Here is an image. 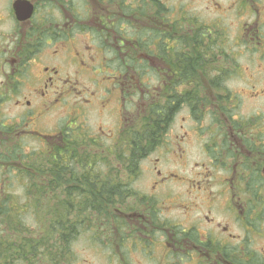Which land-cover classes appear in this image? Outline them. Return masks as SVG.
Instances as JSON below:
<instances>
[{"label": "flooded vegetation", "instance_id": "obj_1", "mask_svg": "<svg viewBox=\"0 0 264 264\" xmlns=\"http://www.w3.org/2000/svg\"><path fill=\"white\" fill-rule=\"evenodd\" d=\"M5 1L13 24L7 27L0 17L12 36L0 38V204L6 198L46 196L59 205L62 197L70 199L74 212L77 196L119 197L120 191L90 190L94 181L107 188L108 179L116 178L114 185L131 190L109 208L113 219L106 229H90L107 252L102 260L264 264V122L257 113L238 117L236 94L220 91L239 81L264 95V0H178L175 8L163 0ZM17 2L32 9L29 18L17 19ZM80 37L90 40L84 52L75 47ZM81 75L95 86L109 85L104 95L79 89ZM150 75L157 76V86L143 81ZM173 80H181L182 89L205 84L208 94L195 95L202 107L196 127L191 126L189 95H180L187 98L182 107L190 122L178 144L182 182H197L196 188L174 192L172 174H163L158 157L147 183L122 168L109 175L106 158L83 165L75 157L85 154L82 143L92 147L109 141L102 127L100 136L89 133L91 112L115 122L110 127L118 132V144L120 133L138 128L141 115L163 100L161 89ZM171 124L153 154L166 145ZM195 143L203 160L189 164L185 147ZM93 162L100 175L90 173ZM19 210L22 219L28 207L16 203L11 214ZM23 225L9 229L0 222V255L23 257L27 264L29 231Z\"/></svg>", "mask_w": 264, "mask_h": 264}, {"label": "trees", "instance_id": "obj_2", "mask_svg": "<svg viewBox=\"0 0 264 264\" xmlns=\"http://www.w3.org/2000/svg\"><path fill=\"white\" fill-rule=\"evenodd\" d=\"M157 37H159V34H157ZM180 50L177 51L181 52ZM163 56H165V51H162ZM188 79L189 83H191L190 76H188ZM187 85L189 88L185 93H182L181 89L184 83L181 80L180 82H175V80L171 83L166 82L161 89L163 100L153 103V105H150L146 109V113L141 115L138 128H134L126 134L124 132L120 133L117 139V145L112 144L97 150L103 156L94 153H85L83 155L78 153L75 154V157L82 159L84 161L83 165L85 162V165L89 164L87 163L88 160L106 158L108 161L109 175L114 174L116 176L120 174L122 168L125 174L139 176L142 161L157 149L163 141L164 135L173 118L183 109L182 106L186 103L187 98H182L180 95H189L187 100L189 112L194 119H201V102L197 100L195 95L203 94L202 91L205 90L206 86L201 83ZM213 85V83H208V86L212 87ZM149 87L151 88L152 86L148 85L147 88L150 89ZM85 145L82 143V146ZM93 147L97 149L98 145L93 144ZM92 166L94 169L91 170V174L100 175L102 173L101 169L95 168L97 167V162H93ZM114 181L116 183L117 179L109 178L107 188L94 181L90 190L93 193L96 191H105L106 189L120 191L119 197L116 194L112 195L107 193L99 194L98 196H77L74 212L70 209L69 198H58L59 205H57L56 198L54 197H40L37 199L29 197L28 199L30 201L33 200L31 202L34 213L38 215L41 213L39 220L42 222L41 225H43V228H36L37 230H35L36 233L34 235L31 229H28L29 256L27 257V264H59L65 257H71L70 250L72 246L70 244L76 241L79 236L81 237L82 233L89 231L91 234L90 229L92 228L100 230L106 229L113 219V213L109 208L117 202V199L123 198L122 194H125L123 192L131 190L127 186L117 187L118 185L113 184ZM11 199L6 198L0 204V222L7 224L9 229L16 228L19 230L23 225L24 217L19 219V215L22 216L20 210L17 214H11V210L16 207L15 201ZM8 200L14 202L11 207V201L9 202ZM38 232H41L42 235ZM86 239H89L93 245H99V240L93 239L92 236L90 238L87 236ZM57 244H59L58 251ZM57 253L61 256L56 257L55 255ZM0 256V264H23L24 262L23 257ZM16 261L19 262L16 263Z\"/></svg>", "mask_w": 264, "mask_h": 264}, {"label": "rangeland", "instance_id": "obj_3", "mask_svg": "<svg viewBox=\"0 0 264 264\" xmlns=\"http://www.w3.org/2000/svg\"><path fill=\"white\" fill-rule=\"evenodd\" d=\"M169 7L175 8L179 5L178 0H163ZM226 1V0H222ZM7 3L5 0H0V17L4 19V23L9 27L11 24H13V21L9 20V16L5 13ZM5 14V15H4ZM8 35L7 38L9 40L11 39V32L6 30L5 27L0 25V38H6L4 35ZM90 46V40L88 38H78L77 42L75 43V47L80 49V51L84 52L86 49L88 50V47ZM90 54H94L90 50ZM88 56V54L85 55V57ZM61 73H63V68L61 67ZM157 76L150 75L148 78H144L143 81L147 84H152L153 86H157ZM78 81V88L81 90H94V92L101 93L104 95L105 87H109V85L104 84L103 86H95L94 83H92L90 80H88L87 75H81L77 79ZM259 89H263V86L261 83L255 84ZM111 88V87H110ZM189 88L187 85L184 89H182L186 92V90ZM252 88H250L249 85L246 84H240L239 81H235L234 83H227L225 84V88L221 90V93L224 95L229 91L231 94L232 92L236 95H232V98L235 99L234 104L236 103V113L238 117L247 118L249 115H253L255 117L256 113L261 116L262 122H264V95H257L255 91H250ZM102 90V91H98ZM232 91V92H231ZM204 95H208L207 91H202ZM202 94V95H203ZM113 95H118L113 94ZM121 95V94H120ZM127 95V94H125ZM252 97H251V96ZM257 95V96H254ZM142 101L140 102V104ZM133 110L132 108H130ZM115 111V110H114ZM134 112V111H131ZM187 111L185 109L180 110L176 117L173 119L169 133L166 137V145L162 148L161 151L158 153L152 155L150 158H148L146 161H143L141 163L140 168L142 169V176H141V183H147L151 181V167L154 162V160L158 157L161 159L162 165L161 169L163 171V174H172L170 177V183L169 186L174 192L180 193L181 191H184L186 189H190L193 187L196 188L198 186L197 182H188V185L184 184L182 182V177L184 176L185 170L183 167L182 162V152L181 148H179L178 144L180 141V136L182 134V127H187V125L190 123L187 117ZM107 118H104L101 116V114L97 113V111L91 112L89 114V119L87 122V127H89V133H91L93 136H100L98 135L100 130L99 127L103 128V131L107 133V135H110L109 139L113 138L112 142H109L108 145H112L117 136V132L115 131V127L112 126L115 122H109V120L106 121ZM204 119H207V113H205ZM193 127V123L191 124ZM109 129L111 130L109 132ZM185 149H188V161L190 163H197L202 162L203 157L200 155V146L195 143L193 146H186ZM160 168V166H159ZM45 197V196H43ZM46 198V197H45ZM16 201L18 205H21V203H25L24 199H21L20 197H16ZM15 201V202H16ZM27 203V202H26ZM178 211L175 212V215L179 216L177 214ZM40 215L37 213H34L33 209H28L27 214L24 216L23 222H25L29 229L31 230H37L36 228H43V225H41V221L39 220ZM178 218V219H177ZM173 219L179 220V217L173 216ZM90 238L91 234L90 232L82 233V236L76 240L74 245V251L72 257H65L63 261H60L59 264H110L108 260H102L101 257H106L107 252H102L101 247L91 244V241L89 239H86V237ZM158 253V252H157ZM106 255V256H105ZM137 259V257H136ZM141 261H143V264H158L155 260H144L142 257H139ZM62 260V259H61ZM138 261V259H137ZM63 262V263H62ZM142 263V262H141Z\"/></svg>", "mask_w": 264, "mask_h": 264}, {"label": "water", "instance_id": "obj_4", "mask_svg": "<svg viewBox=\"0 0 264 264\" xmlns=\"http://www.w3.org/2000/svg\"><path fill=\"white\" fill-rule=\"evenodd\" d=\"M20 3L21 2L14 3V10L17 19L23 21L24 19L29 18L31 16L32 9L29 6H27L26 8H22L20 6Z\"/></svg>", "mask_w": 264, "mask_h": 264}]
</instances>
